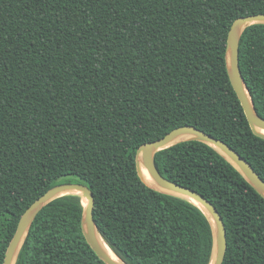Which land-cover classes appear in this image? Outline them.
<instances>
[{
    "label": "trees",
    "instance_id": "trees-1",
    "mask_svg": "<svg viewBox=\"0 0 264 264\" xmlns=\"http://www.w3.org/2000/svg\"><path fill=\"white\" fill-rule=\"evenodd\" d=\"M253 14L264 0H0V264L24 211L62 183L92 191L98 232L125 264H209L208 219L145 186L135 153L190 125L264 181V139L224 60L231 24ZM239 67L264 119V25L243 31ZM155 164L215 206L222 264H264V199L230 163L189 141ZM82 209L72 195L44 207L15 264H105L83 237Z\"/></svg>",
    "mask_w": 264,
    "mask_h": 264
},
{
    "label": "water",
    "instance_id": "water-1",
    "mask_svg": "<svg viewBox=\"0 0 264 264\" xmlns=\"http://www.w3.org/2000/svg\"><path fill=\"white\" fill-rule=\"evenodd\" d=\"M252 25H264V14L239 17L231 24L226 37L224 60L228 79L239 100L252 134L264 139V119L254 109L239 67L240 38L243 31ZM189 141L201 142L212 148L230 163L263 199L264 181L254 171L252 166L231 147L190 125L175 128L162 138L145 143L136 150V172L145 186L159 193L183 199L195 205L204 213L208 219L213 240L209 264H222L227 248L226 229L223 219L215 206L196 191L165 179L155 164L156 153ZM69 195L77 196L81 200L83 206L81 231L85 241L95 255L105 264H125L112 251L117 260L107 253L93 217V193L88 187L79 183H62L50 188L24 211L8 244L2 264L16 263L19 252L37 214L52 201Z\"/></svg>",
    "mask_w": 264,
    "mask_h": 264
},
{
    "label": "bare ground",
    "instance_id": "bare-ground-1",
    "mask_svg": "<svg viewBox=\"0 0 264 264\" xmlns=\"http://www.w3.org/2000/svg\"><path fill=\"white\" fill-rule=\"evenodd\" d=\"M102 243H103V245H104V247H105L107 253H108L113 259L117 260V259L115 258V256H114V254L111 252V250L109 249V247L105 244V242H104L103 240H102Z\"/></svg>",
    "mask_w": 264,
    "mask_h": 264
}]
</instances>
